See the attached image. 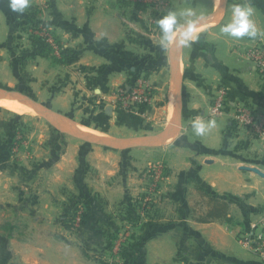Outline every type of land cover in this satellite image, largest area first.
<instances>
[{
  "label": "crops",
  "instance_id": "crops-1",
  "mask_svg": "<svg viewBox=\"0 0 264 264\" xmlns=\"http://www.w3.org/2000/svg\"><path fill=\"white\" fill-rule=\"evenodd\" d=\"M156 1L148 26L119 0H0V88L66 120L22 118L17 146L0 141V264H264L239 241L264 216V136L233 116L242 105L264 115V77L246 54L264 43V0H225L220 12L223 0ZM39 24L63 58L27 41ZM137 74L157 85L152 104L115 109V90ZM220 89L231 111L211 118Z\"/></svg>",
  "mask_w": 264,
  "mask_h": 264
},
{
  "label": "built area",
  "instance_id": "built-area-1",
  "mask_svg": "<svg viewBox=\"0 0 264 264\" xmlns=\"http://www.w3.org/2000/svg\"><path fill=\"white\" fill-rule=\"evenodd\" d=\"M138 3H154V0H138ZM32 37L41 38L45 44L56 49V55L61 57L63 52L56 43V38L50 28L45 24L36 26ZM248 58L252 61L257 73L264 77V43L257 41L246 52ZM150 76L146 74H137L125 84H120L114 92L112 104L115 109L134 110L142 106L152 104L157 96L158 88ZM231 111L228 95L224 89H220L211 101L209 116L211 118L220 117ZM234 120L239 128L248 130L255 137L264 136V115H259L249 105L238 106L233 109ZM83 209L80 206H74V213L71 216L73 227H78L83 222ZM127 236L114 242L111 247V253L114 257L119 256L125 250ZM239 241L248 246L249 249L260 259L264 260V216L248 230L239 235Z\"/></svg>",
  "mask_w": 264,
  "mask_h": 264
},
{
  "label": "rangeland",
  "instance_id": "rangeland-1",
  "mask_svg": "<svg viewBox=\"0 0 264 264\" xmlns=\"http://www.w3.org/2000/svg\"><path fill=\"white\" fill-rule=\"evenodd\" d=\"M119 1L122 4H124L125 6H127V7H130L132 9L140 11L141 14L144 17L143 19H144L145 23L148 26H152L151 23H153L155 21L154 17H155V14H156V10L159 7V6L156 5L157 4L156 0H154V3L153 2L152 3L147 2V3H144V4L135 2V1H138V0H119ZM162 4H163L162 5L163 8L169 7L167 0L163 1ZM202 4H203V2H202ZM163 8H162V10H165ZM141 21H142V19H141ZM35 27H36V25L28 27L27 36H26L27 41H38V42L44 44L47 48L51 49V51L54 53V55L57 58H60V57H58L56 55V49L55 48L50 47L49 45L45 44V41L43 39L39 38V37L38 38L32 37L31 33H32V31H33V29ZM56 43H57L59 49H60V47L62 49L63 54H62L61 58H63L64 52L66 51L65 50L66 46L61 40H59L57 38H56ZM1 78H2V80H5L6 79V75L3 74V77L1 76ZM7 85H8V82H7ZM0 92L15 93V94H18L21 97H26V98L34 100L33 98H31L29 96L28 93H25L24 90H20V89L16 88V85L13 88H0ZM10 98H15V97H10ZM34 101L37 102L36 100H34ZM37 103H39V102H37ZM39 104H41V103H39ZM32 109H33V111L29 112V113H17V112H14V111H12V110H10L8 108L0 106V141L4 140L6 142V144H7V146H8V144L10 145L12 143H13L14 147L17 146V144L15 143L16 142L15 140H17V139H15V138H17L18 135H19V130H20L19 124L22 123L23 127H26V129L28 128L27 130H30V126L26 123L28 120H29L30 124L34 120V121H36V123H39L40 125L43 124L45 126L47 124H51L52 125L54 123L57 127L61 128V125H59L56 122H52V119L54 117H52V115L50 113L43 112V111L37 110V109L35 110L33 107H32ZM22 118H24L26 120V122L24 120H22ZM67 130L70 131L71 133H80V134H82V130H84V131H88L91 136L94 135L89 130H86V129L81 128V127L79 128V127H76L74 125H71V126L69 125V128H67ZM77 131H79V132H77ZM79 204L82 207V209L84 208L82 202H77V203L73 204V213H74V206H78ZM73 213H72V215H73ZM83 214H84V209H83ZM70 217H69V221H70V224H71L72 220L70 219ZM83 221H84V215H83Z\"/></svg>",
  "mask_w": 264,
  "mask_h": 264
},
{
  "label": "water",
  "instance_id": "water-1",
  "mask_svg": "<svg viewBox=\"0 0 264 264\" xmlns=\"http://www.w3.org/2000/svg\"><path fill=\"white\" fill-rule=\"evenodd\" d=\"M224 4H225V0H223L222 7L217 12H220L223 9ZM204 20L205 19L196 20L195 22H193V23L187 25L186 27H184L183 30L185 31L186 29H188V28H190L192 26L198 25L201 22H203ZM175 78H176V85H177V100H178V107H179V110H178L179 112H178V115H177V120H179L180 108H181V98H180V93H179L180 83H179V81L177 79L176 73H175ZM0 97H15V98H19V99L27 102L28 104H30L32 107H34L37 110H41L43 112H48V113H50L52 115V117H54V118H56L58 120H65V118H62L61 116L56 115L54 112H52L51 110H49L48 108H46L44 105H41V104L35 102L32 99H29V98H26V97H21L18 94L10 93V92H0ZM68 125L71 126V124H68ZM74 134H76L80 138L86 140L87 142L104 144V145H108V146H114L115 145V143L113 141H106V140L94 139V138H91V137H86V136H84L83 134H80V133H74ZM250 170L256 172L257 174H259L261 176H263V174H261L259 171L255 170V169H251L250 168Z\"/></svg>",
  "mask_w": 264,
  "mask_h": 264
},
{
  "label": "bare ground",
  "instance_id": "bare-ground-1",
  "mask_svg": "<svg viewBox=\"0 0 264 264\" xmlns=\"http://www.w3.org/2000/svg\"><path fill=\"white\" fill-rule=\"evenodd\" d=\"M0 106H3L5 108H8V109H10V110H12L14 112H17V113H29V112H32L33 111V109H32V107H31L30 104H28L27 102H25V101H23L21 99H18V98L0 97ZM176 112H177V108L175 110V114H176ZM52 122H56L59 125H61V129L62 128L63 129H66L65 126L62 123H60L56 118H53L52 119ZM77 132H79V131H77ZM82 133H84L85 135H87L89 137H96L95 135H92L91 136L88 131L82 130Z\"/></svg>",
  "mask_w": 264,
  "mask_h": 264
},
{
  "label": "trees",
  "instance_id": "trees-1",
  "mask_svg": "<svg viewBox=\"0 0 264 264\" xmlns=\"http://www.w3.org/2000/svg\"><path fill=\"white\" fill-rule=\"evenodd\" d=\"M138 73V72H137Z\"/></svg>",
  "mask_w": 264,
  "mask_h": 264
}]
</instances>
